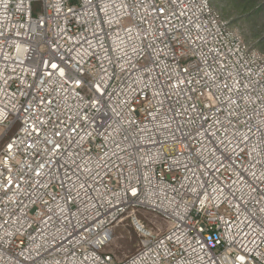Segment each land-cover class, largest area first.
I'll return each mask as SVG.
<instances>
[{
    "label": "built area",
    "instance_id": "built-area-1",
    "mask_svg": "<svg viewBox=\"0 0 264 264\" xmlns=\"http://www.w3.org/2000/svg\"><path fill=\"white\" fill-rule=\"evenodd\" d=\"M40 2L0 0V264H264V53L210 0Z\"/></svg>",
    "mask_w": 264,
    "mask_h": 264
},
{
    "label": "rangeland",
    "instance_id": "rangeland-1",
    "mask_svg": "<svg viewBox=\"0 0 264 264\" xmlns=\"http://www.w3.org/2000/svg\"><path fill=\"white\" fill-rule=\"evenodd\" d=\"M212 8L226 21L227 26L237 32L252 48L264 53V0H210ZM32 14L41 11L40 0H31ZM17 128V123L0 139V148ZM0 128V135L2 133ZM137 215L145 227L154 232L164 231L168 223L158 214L138 209ZM139 233L128 219L116 223L111 231V238L103 247V252L121 260L132 253L139 244Z\"/></svg>",
    "mask_w": 264,
    "mask_h": 264
},
{
    "label": "snow or ice",
    "instance_id": "snow-or-ice-1",
    "mask_svg": "<svg viewBox=\"0 0 264 264\" xmlns=\"http://www.w3.org/2000/svg\"><path fill=\"white\" fill-rule=\"evenodd\" d=\"M51 67H52L53 69H57V68H58V66L55 65V64L51 65ZM132 194H133V195H136V191H135V189H133V193H132Z\"/></svg>",
    "mask_w": 264,
    "mask_h": 264
}]
</instances>
